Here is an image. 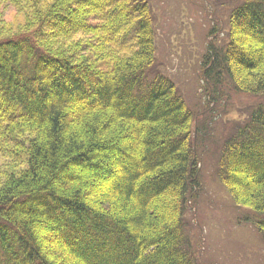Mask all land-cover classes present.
<instances>
[{"label":"trees","instance_id":"16d2710c","mask_svg":"<svg viewBox=\"0 0 264 264\" xmlns=\"http://www.w3.org/2000/svg\"><path fill=\"white\" fill-rule=\"evenodd\" d=\"M156 51L151 0H0V264H198L195 117ZM203 68L264 96V0L231 9ZM223 145L262 233L264 103Z\"/></svg>","mask_w":264,"mask_h":264},{"label":"rangeland","instance_id":"374dc122","mask_svg":"<svg viewBox=\"0 0 264 264\" xmlns=\"http://www.w3.org/2000/svg\"><path fill=\"white\" fill-rule=\"evenodd\" d=\"M241 1L151 0L157 46L153 71L178 86L195 117L200 185L185 219L198 264H264V232L252 224L254 213L233 201L217 171L225 139L264 103V96L238 91L226 79L215 88L203 68L209 47L225 42L229 13ZM0 167L6 171L2 159Z\"/></svg>","mask_w":264,"mask_h":264}]
</instances>
